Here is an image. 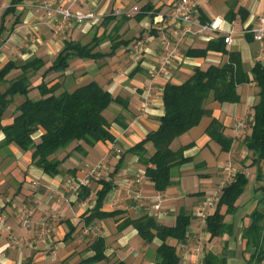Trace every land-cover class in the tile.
I'll list each match as a JSON object with an SVG mask.
<instances>
[{
	"label": "crops",
	"instance_id": "crops-1",
	"mask_svg": "<svg viewBox=\"0 0 264 264\" xmlns=\"http://www.w3.org/2000/svg\"><path fill=\"white\" fill-rule=\"evenodd\" d=\"M11 1L0 0V24L4 23L5 27L0 38V63L8 59L22 61L32 55L44 59L53 58L61 48L63 39L86 42L96 27L101 29L99 32L103 31V27L99 25L100 20L109 13L113 12L119 17L129 6L138 5V1L143 2L141 6L149 3L151 9L140 18L129 17L121 28V45L112 56L97 60L72 58L69 68L64 72L72 84L79 80L95 79L113 95H119L126 100L125 107L120 103L111 102L103 112L111 122L113 141H99L93 146L83 145L86 153L71 152L60 164V172L53 176L33 166L28 151H23L15 144L0 146V211L5 214L10 224V233L18 237L15 244H10L8 233H0V264H74L92 254L88 245L96 236L104 238L106 258L94 264H113L121 259L128 264H155L154 249L159 244L157 238L144 243L132 226L117 231L114 217L96 218L89 225L84 224L80 215L93 205L94 191L99 187L96 180L99 177L111 178L113 182L104 199L102 210L122 209L124 214L130 217L147 213L167 225L174 223L180 211L191 214L187 238L183 243H177L181 256L180 264H198L206 251L220 253L223 248L226 264H245L253 248L246 247L241 232L249 223L248 215L253 209L264 212V191L257 188L261 181L253 187V193L245 197L247 184L236 201L235 212L225 215V220L234 224L233 232L210 238L209 233L204 231L207 240L202 247L195 242V237L197 240L204 239L201 233L204 222L196 215V211L217 183L222 186L223 167L227 160L234 159V162L230 161L234 173L243 170L248 178H252L256 173V167L250 166L252 154L242 142V137L250 129L246 127L244 132L245 128L237 126L239 120L245 122L250 119L251 108L257 100L258 87L253 81L237 86L240 96L238 102L220 103L213 101L210 96L206 101L210 115H204L199 124L171 142L173 149L191 143L184 150V155L192 159L172 168V184L165 190L154 189L152 182L144 176V166L138 162L135 155L125 152L117 169L116 164L129 146L158 126L159 117L163 113L162 89L167 81L180 83L195 67L204 69L211 63L218 64L227 59V55L214 50L207 51L204 56L185 55L186 49L202 48L209 39L232 31V41L226 47L228 50L239 51L245 71L249 72L257 61L264 59V46L248 31L257 24L259 16H264V0H191L197 9L198 18L213 22L217 29L182 39L179 42L180 60L176 59L173 64L168 65L164 74L153 79L149 75V68L160 61L161 32L164 30L173 42L177 37L176 23L171 17L175 0H85L83 4H75L72 8L94 11L98 19L82 23L70 21L59 32L55 31L57 18H45L42 13L31 7H23L21 3L16 6L14 15L9 13L2 19L1 13ZM26 1L33 0H24ZM155 10L157 11L153 15ZM13 21L16 22L12 24ZM138 30L142 35L138 33L140 36H133ZM126 42L128 43L125 44ZM137 42H140L141 54L138 62H133L132 52ZM110 44L109 39H104L100 48L108 50ZM136 66L137 69L132 72ZM150 83L153 90L147 104L143 105L145 88ZM0 89L3 90L4 86H0ZM28 95L36 98V88L31 89ZM19 96L22 95L15 96L16 105L24 99V96ZM11 106L13 104L8 107V114L5 113L3 123L11 120ZM212 116L223 123L224 133L233 139L229 151H222L220 146L213 145L214 141L205 133ZM38 134L39 132L34 136ZM3 136L0 130V140ZM146 148L148 154L153 151L150 142L146 143ZM69 151L67 147L57 151L54 156L61 158ZM200 162L203 165L196 168L195 164ZM95 164H101L100 175L91 179L92 193L86 199L78 200L77 193L69 189L70 183L78 181L87 169ZM260 166L264 171V161L260 162ZM33 180L37 181V185H32ZM156 195L161 196L159 208L154 206L157 203ZM17 206L33 209L29 231L20 227L16 215ZM71 227L73 231L70 237L64 239ZM198 227L200 236L196 235ZM41 230L45 231L43 236H39ZM84 231H90L91 237H87ZM168 242L175 244L172 238H169ZM261 264H264V260Z\"/></svg>",
	"mask_w": 264,
	"mask_h": 264
},
{
	"label": "trees",
	"instance_id": "trees-1",
	"mask_svg": "<svg viewBox=\"0 0 264 264\" xmlns=\"http://www.w3.org/2000/svg\"><path fill=\"white\" fill-rule=\"evenodd\" d=\"M22 2L24 0H12L3 9L2 19L9 13L14 15L16 6ZM149 9L151 5L144 3L133 16L140 18ZM156 11L152 14L154 15ZM119 17L113 12L103 16L99 24L103 27V31L99 32L101 29L96 27L86 42L71 38L63 39L61 48L49 63L37 55L22 61L8 59L0 63V86H4L3 90L0 89V130L4 134L0 146L15 144L23 151H28L30 163L53 176L60 172V164L71 152L79 151L85 154L86 149L83 145L93 146L99 141L114 140L111 122L103 112L111 102L120 103L125 107L126 100L119 95H113L95 79L84 80L68 89L64 87L63 79L58 77L69 68L72 58L97 60L112 56L121 45L119 40L122 35L121 28L130 16L120 13ZM15 22L13 21L12 24ZM4 28V23L0 24V38ZM161 33L165 34V31ZM224 36L225 34H220L209 39L202 48H188L184 51L185 55L204 56L207 51L214 50L227 55V59L218 64L211 63L204 69L195 67L180 83L167 81L162 89L163 113L159 117L158 126L148 131L141 140L129 146L121 154L116 169L121 164L123 154L131 153L144 166V176L152 182L154 189L165 190L172 184V168L192 159L184 155V150L191 143L173 149L170 146L171 142L199 124L204 115H210L211 111L206 107V101L210 96L213 101L220 103L238 102L240 96L237 86L253 81L258 87L257 100L251 108L248 123L250 131L242 137V142L252 154L250 166L256 167L255 177L261 181L257 188L264 191V171L260 166V162L264 161V59L257 61L249 72L245 71L239 51L228 50ZM104 39H109L111 42L108 50L100 48ZM43 67L41 80L34 84L32 77ZM135 69L137 66L132 72ZM50 73L58 76L51 82L46 80ZM33 88L38 92L36 98L28 95ZM16 95L24 96L17 105L14 104ZM11 104H13L10 108L13 109L11 120L3 123L4 115L6 112L8 114V107ZM37 132H39L38 136H34ZM205 133L219 144L220 150H230L233 139L224 133V125L216 117H211ZM149 142L153 146L150 154L146 148V143ZM67 147L70 151L61 158L54 156L57 151ZM201 165H203L201 162L195 164L196 168ZM248 180L243 170H237L232 180L221 186L215 206L206 215L203 224V230L209 233L210 238L233 232L234 224L226 221L225 215L235 212L236 201L244 192ZM96 183L99 187L94 191V203L80 215L85 225H89L96 218L114 217L117 231L132 226L144 243L152 242L154 238L159 240V244L154 249L155 264H180L181 256L177 243H183L187 238V228L192 218L190 213L180 211L174 223L167 225L147 213L130 217L125 215L122 209L105 211L102 210L103 202L113 182L111 178L103 177L98 178ZM91 193V186L84 185L77 192V198L86 199ZM248 216L250 221L243 227L241 238L245 239L246 247L253 250L245 264H261L264 260V212L253 209ZM72 231L71 227L64 239L69 238ZM169 238L174 239L175 244L168 242ZM105 248L104 238L94 237L88 245L92 254L74 264H94L105 259ZM224 250L223 248L220 253L206 251L198 264H226ZM113 264L128 263L121 259Z\"/></svg>",
	"mask_w": 264,
	"mask_h": 264
},
{
	"label": "built area",
	"instance_id": "built-area-1",
	"mask_svg": "<svg viewBox=\"0 0 264 264\" xmlns=\"http://www.w3.org/2000/svg\"><path fill=\"white\" fill-rule=\"evenodd\" d=\"M66 1V3H65ZM85 0H33L22 2L23 7H31L38 13H42L45 18H57L55 22V31L59 32L63 29L64 25L67 22L82 23L86 21H96L98 19L97 14L94 11L88 10L83 11L81 9L72 8L75 4H83ZM139 11L137 5H133L128 10H125L121 13L127 16H133ZM171 17L176 23V40L173 42L169 37L162 33L161 34V43H162V55L158 64L153 65L149 68L150 77L156 78L160 74L166 72L168 65L173 64V62L181 58L179 42L189 35L196 34H205L208 31L217 29L216 25L213 22H202L197 16V9L194 3L191 0H175L171 9ZM252 33V36L255 40H258L262 46H264V16L261 15L257 18V24L248 30ZM232 31L228 32L224 36V40L227 44L231 43V34ZM139 45V47H138ZM141 54L140 42L134 44L132 56L134 58L133 62H138V59ZM153 86L152 83L147 85L145 88L143 96V105H146L152 92ZM245 122L238 121L237 125H244ZM117 152H120L119 149H116ZM101 165V164H100ZM99 164L92 165L87 169L84 176L79 178L78 181H73L70 183L69 189L77 193L82 186L90 185L91 179L93 177H98L100 174ZM224 180L222 184H225L232 180L234 175V169L232 163L227 161L223 167ZM71 179V178H70ZM69 182V181H68ZM33 185H36V181H32ZM157 203L154 205L156 208H159V203L161 201V196L156 195ZM218 197L207 196L201 203L198 205L196 215H198L201 220L204 222L206 215L209 214L210 209L215 206ZM32 208L17 206L16 215L20 222V227L24 230H30V224L32 222ZM10 224L5 218V214L0 211V233L6 231L9 237V243L15 244L17 241V236L10 233ZM45 234L44 230L39 232V236ZM197 248V247H196ZM196 248H193L196 250Z\"/></svg>",
	"mask_w": 264,
	"mask_h": 264
},
{
	"label": "rangeland",
	"instance_id": "rangeland-1",
	"mask_svg": "<svg viewBox=\"0 0 264 264\" xmlns=\"http://www.w3.org/2000/svg\"><path fill=\"white\" fill-rule=\"evenodd\" d=\"M143 2L142 1H138V7H141V4H142ZM132 6H129V8H131ZM129 8H127L126 10H128ZM134 19H136V18H134ZM134 22H136L135 20H134ZM140 35H142V32H139V30L137 31V33H133V36H140ZM51 59H52V57H49V58H47L46 59V61L49 63V62H51ZM44 67H46V65L44 66ZM44 67L42 68V69H40L33 77H32V80H33V83L34 84H36V83H38L40 80H41V72H42V70L44 69ZM11 74V73H10ZM58 76L56 75V74H54V73H50V74H48L47 75V77H46V80L47 81H49V82H51L52 80H54L55 78H57ZM59 79H63V83H64V87H66V88H68V89H70V88H72V87H74V85H76V84H78L79 82H82V80H79V82H77L76 83V81H75V84H72L73 82L68 78V77H66L64 74H62V76H59L58 77ZM37 91V90H36ZM18 96V95H17ZM22 96H19V98H21ZM208 100V99H207ZM16 101V98L14 97V102ZM217 102V101H216ZM11 107H13V106H11ZM240 121V120H239ZM242 121V120H241ZM248 123H249V119H247L246 121H245V123H244V125L242 126V125H237L239 128H245L246 127V125H247V127H248ZM244 132H246V128H245V131ZM213 143V145H215L216 147H219V144L218 143H216L215 141L214 142H212ZM120 154V153H119ZM232 158V157H231ZM238 160V159H237ZM228 161V160H227ZM229 161H231V159H229ZM231 162H234V159L232 158V161ZM174 170V169H173ZM100 178V177H99ZM33 181H36V180H33ZM259 181L256 179V177H255V174L252 176V178H249V180H248V186H247V189H246V191L244 192V196L245 197H248L249 195H251V193H253L252 191H253V187L258 183ZM193 184V183H192ZM191 184V185H192ZM33 185V184H32ZM36 185H37V181H36ZM92 185H94V184H92ZM220 184H216L215 186H214V188H213V190L207 195V196H210V197H218V195L220 194V191H221V186H219ZM223 185V184H222ZM34 186V185H33ZM97 186V185H96ZM95 185H94V187H96ZM206 196V197H207ZM198 229H199V227H198ZM202 229H203V227H202ZM204 231L205 230H202L201 231V233H203V235H204ZM89 232L90 231H88V232H86V231H84V233H86L85 235H87V237L89 236V237H91V235L89 234ZM199 232H200V229L196 232V235H198L199 234ZM199 236H200V234H199ZM206 240H207V238H206V235H204V239L203 238H200V239H198L197 240V237H195V242H196V244L198 243V244H200V246L202 247V245L203 244H205V242H206ZM88 241H90V240H88ZM87 241V242H88ZM192 241V240H191ZM205 241V242H204ZM204 242V243H203ZM200 247V248H201ZM186 250V249H185ZM192 251H194V250H192Z\"/></svg>",
	"mask_w": 264,
	"mask_h": 264
}]
</instances>
